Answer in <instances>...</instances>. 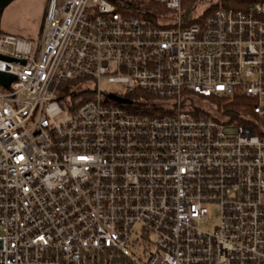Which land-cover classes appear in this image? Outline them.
Here are the masks:
<instances>
[{
    "label": "built area",
    "instance_id": "1",
    "mask_svg": "<svg viewBox=\"0 0 264 264\" xmlns=\"http://www.w3.org/2000/svg\"><path fill=\"white\" fill-rule=\"evenodd\" d=\"M214 3L47 0L0 33V264H264V0Z\"/></svg>",
    "mask_w": 264,
    "mask_h": 264
},
{
    "label": "rangeland",
    "instance_id": "2",
    "mask_svg": "<svg viewBox=\"0 0 264 264\" xmlns=\"http://www.w3.org/2000/svg\"><path fill=\"white\" fill-rule=\"evenodd\" d=\"M47 0H13L0 13V32L9 35H17L24 39L35 40L39 34L40 27L43 20L44 10ZM217 0H197L190 7L182 9V14L185 17H194L207 5L215 4ZM223 3V0H220ZM161 5L148 3L143 8L154 16V18L164 21L169 18V13ZM81 89V87L79 88ZM78 89V90H79ZM100 89L102 92H113L119 96L126 97L128 94L121 87H113L107 83L106 79H101ZM82 90V89H81ZM144 100H151L149 97H144ZM232 104V105H231ZM235 103H228L225 101L219 102V105L224 106L225 109L234 107ZM151 105V104H149ZM236 108V107H235ZM208 222L203 226V229L211 231L215 221L219 217V211L216 206L208 207Z\"/></svg>",
    "mask_w": 264,
    "mask_h": 264
},
{
    "label": "trees",
    "instance_id": "3",
    "mask_svg": "<svg viewBox=\"0 0 264 264\" xmlns=\"http://www.w3.org/2000/svg\"><path fill=\"white\" fill-rule=\"evenodd\" d=\"M196 1L197 0H182L181 9H186V8L190 7ZM254 1L255 0H223L222 5L225 8H234V9H237V10H245ZM212 6H211V8H209L208 10H206V12L204 13V15L209 14L210 10L212 8H215V7H212ZM160 7L164 8L163 6H160ZM147 15L150 16V14L148 12H147ZM143 96L148 98V96H145V95H143ZM233 103H235L234 104V107L233 108L230 107L232 111H234L235 113H239V112L240 113H245L246 112V110L242 109L243 103H241L240 100L239 101H236V102H233Z\"/></svg>",
    "mask_w": 264,
    "mask_h": 264
},
{
    "label": "water",
    "instance_id": "4",
    "mask_svg": "<svg viewBox=\"0 0 264 264\" xmlns=\"http://www.w3.org/2000/svg\"><path fill=\"white\" fill-rule=\"evenodd\" d=\"M13 0H0V13L2 11V9L4 7H6L10 2H12ZM112 1H116V0H112ZM23 64V62H21ZM15 79L13 76L7 75V74H3L0 73V86L7 88L11 82H13ZM113 97V96H111ZM115 99L116 102L120 103V104H124V103H130L128 100L125 99H121V98H116L113 97Z\"/></svg>",
    "mask_w": 264,
    "mask_h": 264
}]
</instances>
